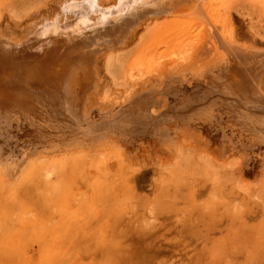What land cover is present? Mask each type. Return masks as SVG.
<instances>
[{"label": "rangeland", "instance_id": "374dc122", "mask_svg": "<svg viewBox=\"0 0 264 264\" xmlns=\"http://www.w3.org/2000/svg\"><path fill=\"white\" fill-rule=\"evenodd\" d=\"M7 1L0 0V30L12 29L13 34L20 37L27 32L28 25L42 20L46 12L50 14L60 9L65 0ZM16 1L19 4L15 5ZM224 1L230 7V12L223 10V16H220L221 20L230 19L226 28L242 40H255L253 35L257 32L250 24L235 16L230 18L231 13L236 11L233 9L242 7L240 1ZM19 27L23 29L20 31ZM163 30L164 27H159L145 45L149 47L147 56L151 61L159 59L154 66L158 68L176 60L178 55L174 52L201 31L190 26L176 29L179 37L176 40L174 34V39H171L162 33ZM259 38L264 39V29ZM256 41H259L258 38ZM142 55L146 56L141 54L136 60L144 58ZM106 65L104 58L101 63L104 68L97 74L101 88L92 89L90 98L88 93L81 105L76 107L80 109L81 116L86 111L84 116L89 117V137L78 131L64 116L54 117L56 113L52 112L56 111H50V108L47 110L52 115L47 123L43 120L24 123L15 115L13 124L0 125V263L115 264L120 256H124L132 264H225L223 260L227 258H230L229 264H264L263 141L256 139L252 145L253 172L250 170V175L233 179L214 167L225 165L233 169L247 159L245 153L216 150L210 140L217 132L221 133L219 139L222 135L224 138L223 133L230 135L227 139L234 137L235 140L247 135L246 130L243 133L242 128L237 127L236 121L233 123L230 117L227 118L224 109L220 111L216 107L219 112L214 109L219 117L211 112L213 116L197 115L190 121L192 124H181L174 137V150L160 152L157 145L161 144L158 142L149 144L148 140L137 139L129 142L123 139L122 134L113 138L114 134H119L117 130L112 129L113 133L109 125L107 128L103 126V129L95 122L104 116L98 110L99 103L107 109L103 110L117 112L125 96L124 87ZM145 68L143 65L136 66L133 78L148 76L150 73L146 75ZM80 91L78 86L76 92ZM115 106L118 108L112 109ZM181 113L183 111L177 106H172L170 115L174 116V120ZM207 116L214 119L207 121ZM199 119L208 123L203 124ZM217 122L220 124L216 125ZM83 125L88 126L86 123ZM234 130L237 131L235 134ZM79 136L82 138L79 139ZM86 142L89 144L86 145ZM49 159L54 160L51 161L54 168L52 175L46 177L44 167ZM259 169L260 175L256 177ZM223 183H228L229 187H221ZM213 184L215 187H212Z\"/></svg>", "mask_w": 264, "mask_h": 264}, {"label": "bare ground", "instance_id": "6f19581e", "mask_svg": "<svg viewBox=\"0 0 264 264\" xmlns=\"http://www.w3.org/2000/svg\"><path fill=\"white\" fill-rule=\"evenodd\" d=\"M239 1L242 7L233 9L236 11L231 13L232 17L230 18L235 16L242 19L247 25L250 24L257 32L256 35H252L259 41H256V38L253 39L254 41L250 38L242 40L230 31L231 29L226 28L230 19L221 20L220 16H223V10L225 13L230 12V7L224 0H65L61 3L60 9L55 6L58 10H54L50 14L46 12L45 17L39 22L35 19V23L28 25L27 32L26 29L23 30L26 33L20 37L17 36L18 34L14 35L12 29L3 30L1 28L0 125L3 127L6 124H13L15 115L22 122L37 123L38 120H43L44 123H47L52 115L47 110L50 108V111L52 109L56 111L52 112L56 113L53 114L54 117L64 116L71 122L70 124L76 126L78 131H82V134L87 136L91 131L88 128L91 125H88L89 117L88 115L84 116L86 111H83L85 113L81 116L80 109L78 110L76 107L81 105L84 96H87L92 89L100 87L101 82L97 74L101 73L102 67L104 68V66L101 67V63L105 58L107 70L115 77L117 76L120 85L122 84L121 86L124 87L125 96L119 108L118 106L112 108H118L117 112L110 113L112 110H108V114L107 109L101 107L102 103H97L98 110L104 114L102 118H99L100 120L94 118L99 127L107 128L109 125L108 128L111 131L112 129L117 130L119 134L116 136L114 134L113 138L117 136L119 138V135L122 134L123 139L130 140L129 142L134 139L148 140L149 144L158 142L161 145H157V148L162 152L175 149L172 145L181 124L184 122L192 124L190 121L197 115L201 117L202 114L205 117L206 115L219 117L218 110L224 109L223 112L227 114V118L230 117L233 123L236 121L240 130L242 128L241 132L244 133L246 130L247 137L242 136L240 140H235L234 137L227 139L230 135L223 133L224 138L223 135L221 138L224 140H220L221 133L217 132L213 134L214 137L210 136V141L214 144V148H217L216 150L244 152L247 159L233 169L225 165L222 167L215 165L214 168L220 172L228 173L233 179L249 174L250 170L252 171L253 142L259 139L264 143V39L259 38V34L264 29V0ZM16 3L18 2L16 1L15 5ZM36 11L39 13V10ZM34 15L36 14L34 13ZM187 26L201 31L192 39H188L185 46L174 52L175 55H178L176 60L166 62L164 68L159 67L161 70L154 67L159 59L152 62L151 58L147 56L149 47L145 45L148 38L155 34L159 27H164L163 34L171 39H174L175 36L178 40L176 29ZM10 27L6 26V28ZM173 34L174 36H172ZM259 43L263 45L259 46ZM190 50L191 53H189ZM141 54L146 56L142 55L144 58L136 60L137 57H141ZM138 65L145 66L144 73L150 74L144 75L145 78L142 79L133 78L136 71L133 69ZM78 86L81 89L80 93L76 92ZM188 91L193 92L187 94ZM96 99L98 98L96 97ZM96 102L94 103L96 104ZM89 105L91 104L89 103ZM172 106L174 108L177 106L183 111L177 115L178 118L175 116L177 120H174V116L170 115ZM59 107L61 109H58ZM216 107L219 109L217 110ZM214 109L218 112L216 113ZM211 112L215 113L212 115ZM87 114L89 113L87 112ZM212 119L214 118L208 117L207 121H212ZM227 121L229 122V120ZM85 123L88 126L83 125ZM218 124L220 123L217 122L216 125ZM76 128L74 127V129ZM5 131L7 130L5 129ZM235 131H233L234 134ZM100 133L102 135V132ZM110 134L112 135V133ZM82 136H79V139ZM86 139L88 140V138ZM105 139L106 137H104ZM104 140L101 139V141ZM88 144L86 142V145ZM109 144L112 145V143ZM135 148L139 147L135 146ZM146 150L148 151L147 148ZM257 152H255L256 155ZM88 154L90 155V153ZM42 157L47 159L46 156ZM51 161L54 160H47L48 163L44 167L46 177H50L53 172L54 164ZM260 172L259 169L255 176H259ZM46 177L45 179H47ZM147 177L144 178V181ZM212 187H215L214 184ZM221 187H229V184L223 183ZM228 259L230 258L223 260L225 264H229ZM8 260L10 262V259ZM13 264H15L14 261ZM115 264L132 263H129V260L124 256H120Z\"/></svg>", "mask_w": 264, "mask_h": 264}]
</instances>
